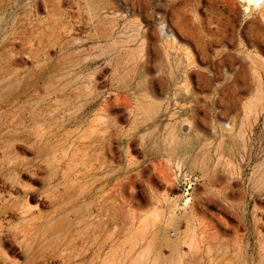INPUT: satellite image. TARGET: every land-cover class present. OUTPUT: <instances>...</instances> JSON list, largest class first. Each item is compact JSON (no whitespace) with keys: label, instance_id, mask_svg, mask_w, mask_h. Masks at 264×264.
Returning a JSON list of instances; mask_svg holds the SVG:
<instances>
[{"label":"rangeland","instance_id":"rangeland-1","mask_svg":"<svg viewBox=\"0 0 264 264\" xmlns=\"http://www.w3.org/2000/svg\"><path fill=\"white\" fill-rule=\"evenodd\" d=\"M261 38L241 0H0V264H264Z\"/></svg>","mask_w":264,"mask_h":264},{"label":"bare ground","instance_id":"bare-ground-1","mask_svg":"<svg viewBox=\"0 0 264 264\" xmlns=\"http://www.w3.org/2000/svg\"><path fill=\"white\" fill-rule=\"evenodd\" d=\"M245 5L246 8L249 9V11H252L254 9H258V14L260 19L264 22V0H241ZM188 2V1H187ZM185 3V2H184ZM189 3V2H188ZM186 5V4H184ZM237 8V7H236ZM235 11V9H234ZM187 17V16H186ZM256 24V23H255ZM253 23V27L255 25ZM261 26V24H259ZM262 28V27H261ZM254 29V28H253ZM257 29V28H256ZM262 31V30H261ZM260 31V32H261ZM258 33V32H257ZM261 36V35H260ZM259 36V37H260ZM264 38H261V40ZM264 42V41H263Z\"/></svg>","mask_w":264,"mask_h":264},{"label":"built area","instance_id":"built-area-1","mask_svg":"<svg viewBox=\"0 0 264 264\" xmlns=\"http://www.w3.org/2000/svg\"><path fill=\"white\" fill-rule=\"evenodd\" d=\"M186 177H187V176H185V178H186ZM191 178H192V176H191L190 178H187L186 181H188V182L185 181V183H192L193 180H192Z\"/></svg>","mask_w":264,"mask_h":264}]
</instances>
